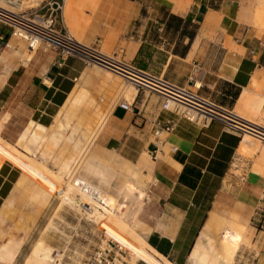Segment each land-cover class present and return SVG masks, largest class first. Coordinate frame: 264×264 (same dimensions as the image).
I'll return each mask as SVG.
<instances>
[{"label": "crops", "instance_id": "crops-1", "mask_svg": "<svg viewBox=\"0 0 264 264\" xmlns=\"http://www.w3.org/2000/svg\"><path fill=\"white\" fill-rule=\"evenodd\" d=\"M56 26L264 124V0H65ZM97 66L43 41L30 50L0 20V264L23 262L51 201L23 155L62 172L100 122L101 144L154 180L133 264H264V142L143 89L123 109V77ZM156 118L173 126L149 163Z\"/></svg>", "mask_w": 264, "mask_h": 264}, {"label": "rangeland", "instance_id": "rangeland-1", "mask_svg": "<svg viewBox=\"0 0 264 264\" xmlns=\"http://www.w3.org/2000/svg\"><path fill=\"white\" fill-rule=\"evenodd\" d=\"M20 1L21 2L14 3L10 1L9 7L12 12H17L30 5H34L39 0H31L32 2L30 0ZM0 10L6 12L1 8ZM108 53L113 52L108 51ZM117 56L120 57L118 54ZM90 63L94 64L93 62ZM121 88L126 90L124 96L128 99L135 91L132 84L124 78ZM146 92L149 91L146 90ZM235 111L247 116L237 108H235ZM100 125L101 122L100 124L93 123L90 130L86 131L87 134L90 133L88 138H86V141L89 140L86 142L85 147L82 148V145L76 148L78 152L72 156L73 161L69 165V170H63V168H61L62 172L60 173H62L63 180H57L43 170L36 168L38 170L36 173L38 174L37 181L40 186H42L41 189H43V204L46 203L50 197L51 201L44 218L40 222V225L36 229L22 255L21 261L23 262L19 264H25L34 250L40 255H48L46 260H44V264H85L88 255L107 235H119L117 238L129 248L132 252V256L135 255V250L137 248L143 251L146 250V248H141L135 239L129 236L127 232L118 228L110 217L113 215L112 211L114 210L128 211L131 205L133 206L134 203H132L131 198L130 200L129 198L125 201L121 200L125 192V187L129 182L132 183L133 180L136 185L144 189L145 195L141 198L142 201L146 196V189L154 180L151 176H147V174L144 173L145 169L133 173V169L135 168L133 162H124L119 154L105 148L101 144L98 136ZM74 143L77 144L75 141ZM0 146H4L1 140ZM145 156L146 162L152 163L149 154L145 153ZM0 159L4 160L2 156H0ZM95 162L101 167V173ZM71 175H76L75 177L77 178L78 185L71 183V180L65 178ZM84 178L94 184L95 188L99 191V197L104 200V204L107 205L106 207L110 209L111 212L105 209L104 211H91L87 209L93 214L86 216L79 208L80 206L78 204H80L81 201L88 200L86 192H84L79 185L80 180H85ZM98 187L103 192L112 194L114 198L105 195ZM58 188L62 189L63 193L55 195L54 192L59 190ZM121 203L125 204L122 206ZM138 211L134 219L138 218ZM138 227L139 226H135L134 228L138 231Z\"/></svg>", "mask_w": 264, "mask_h": 264}, {"label": "built area", "instance_id": "built-area-1", "mask_svg": "<svg viewBox=\"0 0 264 264\" xmlns=\"http://www.w3.org/2000/svg\"><path fill=\"white\" fill-rule=\"evenodd\" d=\"M64 3L65 0H39L36 4L17 12L10 11V15L2 16L0 14V20L11 27V34L26 40L30 50L37 48L43 41L55 48L60 55H77L86 63H97L120 74L137 91L143 89L159 95L162 108L172 109L185 118L198 121L201 124H205L211 119H217L222 122L226 130L236 134L246 133L264 142V124L243 117L234 108L222 106L188 86L175 83L160 74L143 69L118 57L115 53H106L88 47L77 40L65 27H57ZM117 103L123 109L133 108V102L126 97L121 98ZM172 126L173 122L170 120L154 119L153 146L149 150L152 159L157 157V150L166 141V134L172 129ZM170 147L174 148V146ZM75 176L71 175L65 178L78 185ZM79 185L88 196V200L78 204L86 216L93 214L89 210L104 211L102 207L104 201L99 197V191L94 184L85 179L80 180ZM60 193L59 190L54 192L55 195ZM261 224L264 226V217L261 219ZM134 260L129 248L120 240L107 235L88 255L85 264H133Z\"/></svg>", "mask_w": 264, "mask_h": 264}, {"label": "bare ground", "instance_id": "bare-ground-1", "mask_svg": "<svg viewBox=\"0 0 264 264\" xmlns=\"http://www.w3.org/2000/svg\"><path fill=\"white\" fill-rule=\"evenodd\" d=\"M10 1H12V3H14V2H21L20 0H0V8L1 9H3V10H5V11H7V12H2L1 10H0V14L2 15V16H6V15H10L9 13H10V11H12L11 9H10V7H9V3H10ZM31 1V0H30ZM5 2V3H4ZM32 2V1H31ZM17 4H20V3H17ZM14 12V11H13ZM12 14V13H11ZM94 64H96V65H98V66H100L99 64H97V63H94ZM96 67L97 69H102L103 67L102 66H100V67H102V68H100V67ZM130 86V85H129ZM134 88V87H133ZM134 93V92H133ZM132 93V94H133ZM131 94V95H132ZM124 97V96H123ZM237 112V111H236ZM237 113H239V112H237ZM240 115H242L241 113H239ZM243 117H246V116H244V115H242ZM247 118V117H246ZM4 119V118H3ZM244 135H248V136H251V135H249V134H244ZM24 156V158L27 160V162L28 161H30L31 163H30V165L33 163V165L34 166H36V168L38 167L39 169H41V170H43L44 172H46L47 174H49V175H51V176H53L54 178H56L57 180H61L62 179V173H58V172H54L51 168H49V167H47V166H45L43 163H41V162H39V161H37V160H34L33 158H31L30 156H28V155H23ZM73 161V159H71V160H69V161H67V162H65L64 164H63V166L61 167V168H63V170H67L68 168H69V165H70V163ZM32 167V166H31ZM30 168V167H29ZM34 169H35V167H34ZM69 170V169H68ZM40 171V170H39ZM34 172V171H33ZM45 174V173H44ZM43 174V175H44ZM53 180H55V179H53ZM52 180V181H53ZM56 180V181H57ZM63 180V179H62ZM66 181V180H65ZM71 183H72V180H71ZM55 187V186H54ZM59 189V192H61L60 194H62L63 193V190L62 189H60V188H58ZM144 192H142L140 189H137L135 186H133V185H128V187H127V189L125 190V192H124V194H123V196H122V199L121 200H128V198H129V200H130V198H131V201H132V203H134L133 204V206L131 205V208H130V210H128V211H117V210H114V211H112L113 212V215L110 217V219L115 223V225L118 227V228H120V229H122V230H124L125 232H127L128 233V235L129 236H131V237H133V238H136V239H138L139 241H140V243L141 244H143V245H145L146 243H145V241L141 238V237H139V235L134 231V229L132 228V226H131V224H132V221H133V218H134V216H135V214H136V211L138 210V208H139V206L141 205V198L143 197V195L145 194H143ZM120 202V201H119ZM118 202V203H119ZM123 202V201H122ZM131 203V204H132ZM125 204V203H124ZM124 204H122L121 203V205L123 206ZM127 204V203H126ZM129 205V204H128ZM102 207L105 209V210H107V211H110L111 212V210L110 209H108L106 206H104V205H102ZM121 207V206H120ZM126 209V208H125ZM108 215H110V214H108ZM116 235V234H115ZM110 236H113L114 238H116V239H118L117 237H119V235L117 236H114V235H110ZM119 240V239H118ZM48 255L47 254H44V255H40L36 250H34L31 254H30V256H29V258L27 259V261H26V263L25 264H44V260H46V257H47Z\"/></svg>", "mask_w": 264, "mask_h": 264}]
</instances>
